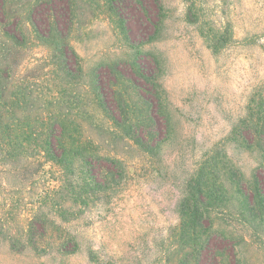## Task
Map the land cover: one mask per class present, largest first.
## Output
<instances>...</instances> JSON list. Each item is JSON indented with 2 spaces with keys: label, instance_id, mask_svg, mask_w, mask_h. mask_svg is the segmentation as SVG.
Returning a JSON list of instances; mask_svg holds the SVG:
<instances>
[{
  "label": "rangeland",
  "instance_id": "rangeland-1",
  "mask_svg": "<svg viewBox=\"0 0 264 264\" xmlns=\"http://www.w3.org/2000/svg\"><path fill=\"white\" fill-rule=\"evenodd\" d=\"M126 1L123 24L109 0H0L26 38L9 73L19 116L83 120L92 140L86 164L51 161L37 137L19 159L0 152V264L196 263L200 249L190 250L182 221L187 184L204 170L231 187L258 167L233 131L264 97V0H161L157 31ZM53 22L76 72L35 31ZM115 77L128 114L158 120L156 148L129 139L113 121L123 110L102 105V95L120 94ZM208 214L216 239L201 264L234 253L241 264H264V221L240 216L236 202Z\"/></svg>",
  "mask_w": 264,
  "mask_h": 264
},
{
  "label": "trees",
  "instance_id": "trees-1",
  "mask_svg": "<svg viewBox=\"0 0 264 264\" xmlns=\"http://www.w3.org/2000/svg\"><path fill=\"white\" fill-rule=\"evenodd\" d=\"M112 9L119 20L124 24L126 0H109ZM140 12L153 24V31H157L160 25V15L163 12L161 0H152L155 8H151L147 0H136ZM154 10L156 13H154ZM3 15V16H2ZM7 15L4 3L0 5V152H4L9 159L21 158L22 149L30 144L34 137L45 142L47 157L57 163L70 164L75 160L89 163L92 159L90 146L92 140L85 136V121L74 119L70 116L59 118L54 114L24 121L19 116L20 103L11 102L10 76L16 74L17 56L23 54L26 38L19 22L12 26L5 18ZM152 26V27H153ZM35 31L41 39L49 40L58 47L60 56H65L67 66H75V72L79 70L80 63L75 53L70 50L67 42V34L63 32V25L53 22L46 28L34 24ZM51 40V41H50ZM74 61V65H73ZM73 65V66H72ZM16 66V67H15ZM4 67V68H3ZM13 69V70H10ZM114 87L119 91L123 89L122 83L115 77ZM101 91L102 88H100ZM103 93V92H101ZM125 91H120L118 98L109 100L102 95V105L107 109L112 106L120 108L126 114H118L113 121L121 128L127 129V137L135 140L146 149L156 148L164 137L155 132L159 124L154 116L144 119H135L128 114L133 105L124 99ZM115 95V93H114ZM12 112L18 117H11ZM135 127V131L133 129ZM148 130L150 133L139 135L137 130ZM130 131V132H129ZM235 141L242 147L259 155L258 167L253 173L252 179L246 181L242 174L236 175L234 183L228 187L222 176L202 171L195 181H189L182 201V221L187 234L186 239L192 253L200 249L199 261L196 263L191 256L184 264H201V257L211 252L216 239L212 232L211 219L208 211L216 206L223 207L230 202H236L239 207V215L252 221H264V97L260 101H253L248 114L241 119L234 128ZM199 245V247H197ZM219 254L215 264H241L238 254L233 255L232 260Z\"/></svg>",
  "mask_w": 264,
  "mask_h": 264
}]
</instances>
